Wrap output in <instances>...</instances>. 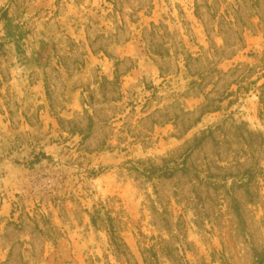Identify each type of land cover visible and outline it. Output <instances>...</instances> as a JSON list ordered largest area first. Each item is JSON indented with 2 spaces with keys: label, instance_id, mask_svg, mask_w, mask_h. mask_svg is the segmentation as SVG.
Masks as SVG:
<instances>
[{
  "label": "rangeland",
  "instance_id": "obj_1",
  "mask_svg": "<svg viewBox=\"0 0 264 264\" xmlns=\"http://www.w3.org/2000/svg\"><path fill=\"white\" fill-rule=\"evenodd\" d=\"M0 264H264V0H0Z\"/></svg>",
  "mask_w": 264,
  "mask_h": 264
},
{
  "label": "trees",
  "instance_id": "obj_2",
  "mask_svg": "<svg viewBox=\"0 0 264 264\" xmlns=\"http://www.w3.org/2000/svg\"><path fill=\"white\" fill-rule=\"evenodd\" d=\"M44 158H48V157L36 158V159H34L33 163H37V162L43 160Z\"/></svg>",
  "mask_w": 264,
  "mask_h": 264
}]
</instances>
